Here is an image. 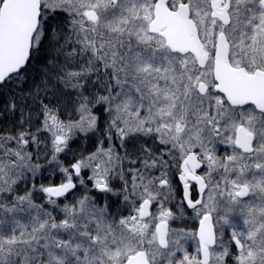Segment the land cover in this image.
Masks as SVG:
<instances>
[{"label":"snow or ice","instance_id":"snow-or-ice-1","mask_svg":"<svg viewBox=\"0 0 264 264\" xmlns=\"http://www.w3.org/2000/svg\"><path fill=\"white\" fill-rule=\"evenodd\" d=\"M0 264H264V0H0Z\"/></svg>","mask_w":264,"mask_h":264},{"label":"trees","instance_id":"trees-1","mask_svg":"<svg viewBox=\"0 0 264 264\" xmlns=\"http://www.w3.org/2000/svg\"><path fill=\"white\" fill-rule=\"evenodd\" d=\"M89 147H91V145H89Z\"/></svg>","mask_w":264,"mask_h":264}]
</instances>
